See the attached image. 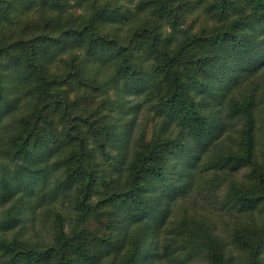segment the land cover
<instances>
[{
    "label": "trees",
    "instance_id": "obj_1",
    "mask_svg": "<svg viewBox=\"0 0 264 264\" xmlns=\"http://www.w3.org/2000/svg\"><path fill=\"white\" fill-rule=\"evenodd\" d=\"M124 1L132 4L137 0H104L105 5L85 22L86 40H89L86 46L83 44L87 55L97 57L98 49L113 48L103 62L117 59L114 67L120 65L129 47L100 37L93 27L99 23L117 24L123 18L120 4ZM45 2L51 5L55 0ZM210 2L218 23L223 24V29L210 39L212 53L195 60L194 65L192 60H187L185 55L194 45L193 35L187 30L185 45L179 44L176 52L150 50L155 57H149L153 59L150 69L131 71L130 67H120L118 70L121 76L117 80L124 91L142 96L140 108L152 103L151 111L159 122L157 128L165 131L163 135L153 134L148 143L142 134L133 148L134 126L118 132L109 130L106 144L99 146L112 173L126 177L127 188L119 193L117 203L118 215L123 218L114 226L117 230L126 228L123 237L95 245V251L90 254L85 250L89 245L70 240L60 231L55 236L56 246L47 250L9 251L7 264H48L54 259L57 247L60 255L52 264H102L112 255L113 264H153L154 260L171 261L173 251L185 252L187 259L207 254L214 264H229L224 256V239L207 229L204 220L192 216L170 220L172 204L188 196L199 177L209 172H213L211 183L229 181L222 207L234 220L240 245L251 249L247 264H264L263 169L257 167L252 173L256 184L246 180L234 182L230 177L250 167L257 158L258 117L264 104V90L248 80L264 76V0ZM136 6L153 16L171 14L175 9L167 0H138ZM174 20L170 23L173 34L178 25ZM85 32L75 31L73 38L81 39ZM60 40V37L49 38L45 45H29L32 64L27 67H33L32 73L36 72L37 76L34 92L45 97L50 96L49 90L62 83L59 78L44 74L45 63L57 56L54 50L62 45ZM169 42H175L172 33ZM243 88L247 92L239 94ZM56 99L64 108L69 126L64 138L76 146L70 157L74 166L58 160L62 146L58 141L48 142L40 136L36 131L39 130L37 120H23L24 125L16 129L23 130L18 134L16 146L23 163L16 165L2 187V201H14V204L19 201L22 210L31 204L28 210L35 211L34 197L40 199L43 194L62 192L70 184L78 183L79 187V181L85 179L94 184L97 181L96 168L91 166L94 152L89 139L78 130L64 98ZM216 107L224 109L216 113ZM3 108L0 106V113ZM107 147L111 148L109 152ZM61 165L65 167V176L58 180L55 190L46 192L52 168ZM13 214L12 211L10 218L0 220L1 231L15 226ZM251 240H255L253 244H249ZM5 247L0 238V250ZM73 248L79 252L74 263L65 259V250Z\"/></svg>",
    "mask_w": 264,
    "mask_h": 264
},
{
    "label": "rangeland",
    "instance_id": "obj_2",
    "mask_svg": "<svg viewBox=\"0 0 264 264\" xmlns=\"http://www.w3.org/2000/svg\"><path fill=\"white\" fill-rule=\"evenodd\" d=\"M167 1L175 9L163 16L140 11L136 6L138 0L132 4L124 1L120 4L123 18L117 24L99 23L93 27L100 37L129 47L122 57L124 59L120 58V65L114 67L117 59L111 63L103 62L113 48L98 49L97 57L88 56L85 49V42L89 40H86L85 22L95 10L105 5L104 0H55L52 6L46 5L45 0H0V106H4L0 113V220L10 218L13 211L17 222L8 231L0 230V238L6 244L0 250V264H7L9 251L47 250L56 246L55 236L60 231L70 240L83 246L89 245L83 248L90 254L95 251V245L98 247L113 238L119 240L126 233V228L117 230L114 227L123 218L118 215L117 203L119 193L127 188L126 177L112 173L99 146L106 144L109 130L118 132L134 126L133 148L142 134H145L148 143L153 134L160 132L163 135L165 131L157 128L159 122L154 117L155 112L151 111L152 103L140 108L142 96L124 91L117 80L121 76L118 70L120 67H130L131 71L150 69L153 60L149 58L153 56L151 52L156 49L163 53L167 50L176 52L179 44L185 45L187 30L193 35L194 45L189 47L185 58L192 60L194 65L195 60L213 52L210 39L223 29V24L218 23L210 9V0ZM224 1L230 4L235 0ZM115 3L111 5L115 6ZM173 19L178 24L174 34L170 26ZM74 30L85 32L84 37L74 39ZM171 33L174 44L169 42ZM56 37H60L62 45L54 50L57 56L45 63L44 74L50 78L57 77L62 83L49 90L50 96L45 97L34 92L37 76L36 72L32 73L33 67H27L32 64L29 45L42 46L49 42V38ZM156 37L160 39L155 41ZM153 44L155 46L151 47ZM115 50L117 52L118 48ZM248 81H252L251 85L259 84L260 90H264V76ZM246 90H239V94H245ZM57 97L64 98L78 130L89 139L94 152L91 166L96 168L97 181L94 184L85 179L79 181V187L78 183L70 184L62 192L49 196L43 194L40 199L34 197L35 211L28 210L31 204L22 210L19 201L16 204L14 201H2V187L14 173L16 165L23 163L16 151L20 139L18 134L23 131L16 129L18 125H24L23 120H37L39 130L36 131L40 136L47 138L48 142L58 141L62 146L58 160L74 166L70 157L76 146L64 138L69 126ZM223 109L216 107L215 112L221 113ZM260 109L256 161L230 175L234 182L246 180L256 184L252 173L257 167L262 168L264 173V104ZM238 128L234 127V130ZM110 149L107 147L106 151ZM64 169L63 165L52 168L46 192L55 190L58 180L65 176ZM212 174L203 173L192 186L191 193L172 204L170 220L178 221L184 216L204 220L207 229L224 239L225 260L229 264H247L251 249H243L240 245L234 220L222 207L229 181L224 182L223 179L211 183ZM113 194L116 195L113 197ZM82 200L85 204L81 203ZM13 205L16 206L13 208ZM9 210L11 212L5 214ZM254 241H249V244ZM55 250L54 259L48 264L57 261L60 255L58 247ZM65 255V259L73 263L79 258L76 248L65 250ZM113 257L105 258L102 264H113ZM170 260H154L153 264H214L207 254L187 259L185 252L177 251L172 252Z\"/></svg>",
    "mask_w": 264,
    "mask_h": 264
}]
</instances>
